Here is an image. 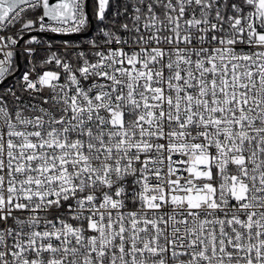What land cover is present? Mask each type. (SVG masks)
<instances>
[{
    "label": "snow or ice",
    "instance_id": "obj_1",
    "mask_svg": "<svg viewBox=\"0 0 264 264\" xmlns=\"http://www.w3.org/2000/svg\"><path fill=\"white\" fill-rule=\"evenodd\" d=\"M0 264H264V0H0Z\"/></svg>",
    "mask_w": 264,
    "mask_h": 264
},
{
    "label": "built area",
    "instance_id": "obj_2",
    "mask_svg": "<svg viewBox=\"0 0 264 264\" xmlns=\"http://www.w3.org/2000/svg\"><path fill=\"white\" fill-rule=\"evenodd\" d=\"M55 38H56L57 40H59V39H60V37H58V36H57V37H55ZM21 63H23V61H21Z\"/></svg>",
    "mask_w": 264,
    "mask_h": 264
},
{
    "label": "water",
    "instance_id": "obj_3",
    "mask_svg": "<svg viewBox=\"0 0 264 264\" xmlns=\"http://www.w3.org/2000/svg\"><path fill=\"white\" fill-rule=\"evenodd\" d=\"M52 2H55V0H52Z\"/></svg>",
    "mask_w": 264,
    "mask_h": 264
}]
</instances>
